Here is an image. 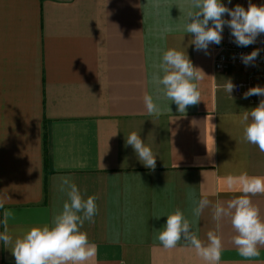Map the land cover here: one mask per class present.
Returning a JSON list of instances; mask_svg holds the SVG:
<instances>
[{"label":"crops","instance_id":"crops-1","mask_svg":"<svg viewBox=\"0 0 264 264\" xmlns=\"http://www.w3.org/2000/svg\"><path fill=\"white\" fill-rule=\"evenodd\" d=\"M249 2L221 0L229 8L247 9ZM187 3L0 0V232L5 212L11 213L14 238L50 224L67 199L59 191L60 178L67 176L84 198L96 197L97 212L81 229L97 246L90 264H204L183 239L164 249L154 237L167 215L180 210L206 240L214 230L210 211L194 218L188 194L226 205L240 195L226 188V176H264V153L243 140L240 122L264 97L224 90L225 80L264 87V77L237 64L215 71L218 45L198 51L194 34L183 31ZM229 30L225 25L222 40ZM170 48L205 73L202 100L185 113L175 102L161 101L164 114L150 117L143 96L153 92L155 50ZM133 131L156 155L154 169L126 146ZM205 142L215 148L211 157ZM252 200L264 217V195ZM219 234L221 264H264V246L257 257L239 255L227 219ZM0 264H16L3 242Z\"/></svg>","mask_w":264,"mask_h":264},{"label":"clouds","instance_id":"clouds-1","mask_svg":"<svg viewBox=\"0 0 264 264\" xmlns=\"http://www.w3.org/2000/svg\"><path fill=\"white\" fill-rule=\"evenodd\" d=\"M226 13L230 19H224ZM225 25L230 28L238 46L247 47L255 43L257 37L264 34V5L257 6L250 0L247 9L240 5L229 8L221 0H188L183 31L194 34L191 43L196 50L207 53L210 44L219 45ZM165 31L171 29L166 28ZM155 51L157 59L152 65L151 75L153 92L143 96L146 112L150 117L159 118L165 111L159 102L169 101L175 102L179 113H185L189 106L202 100L199 87L205 73L194 67L184 52L171 48ZM259 51L254 49L248 54H241L240 58L246 66L253 65ZM235 87L231 80H225L224 90L229 95ZM243 95L244 98L253 95L264 97V87H251ZM240 122L243 125V140L256 145L264 153V99L256 107L245 111ZM125 143L133 148L146 168L156 167V155L137 132L129 133ZM206 147L211 157L215 148L210 149L207 143ZM224 184L227 189L240 193L226 205L214 203L206 194L199 200L195 199L194 193L188 194L194 218L201 217L205 209L210 211L214 230L207 231L206 240L198 238L192 230L193 222L180 210L167 215L165 226L158 230L154 239H158L164 249L176 248L183 239L204 264H221L223 240L219 233L222 220L227 219L235 233L231 242L239 255L245 259L259 256V248L264 246V217L252 197L264 195V176L246 172L230 174L225 177ZM59 191L67 199L59 211H54L51 223L32 226L15 238L9 234L8 228L7 217L11 213L5 212L0 242L11 250L16 264H90L95 258L97 246L89 242L87 233L81 229L85 221H92L97 212L96 197L84 198L78 186L67 176L60 178ZM4 203L0 200V208L4 207Z\"/></svg>","mask_w":264,"mask_h":264},{"label":"built area","instance_id":"built-area-1","mask_svg":"<svg viewBox=\"0 0 264 264\" xmlns=\"http://www.w3.org/2000/svg\"><path fill=\"white\" fill-rule=\"evenodd\" d=\"M254 49H259L258 57L253 65H245L240 56L248 54ZM233 64H237L255 77H264V36L259 35L255 43L242 47L234 42V37L231 35V30L226 34L222 42L217 46L216 53L213 58V68L215 71H226ZM234 92L236 94H244L249 88L254 87L250 81H239L234 84Z\"/></svg>","mask_w":264,"mask_h":264}]
</instances>
